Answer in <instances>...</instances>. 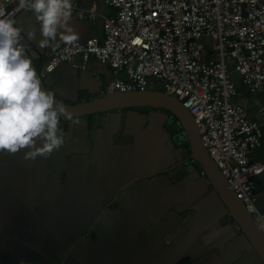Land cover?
<instances>
[{"label": "crops", "instance_id": "1", "mask_svg": "<svg viewBox=\"0 0 264 264\" xmlns=\"http://www.w3.org/2000/svg\"><path fill=\"white\" fill-rule=\"evenodd\" d=\"M79 2L99 15L91 21L72 17L79 41L101 40L103 17L113 10L103 0ZM14 19L25 29L28 53L58 100L87 102L120 77L93 59L85 70L61 64L46 72L45 62L63 44L39 47L42 36L30 11ZM29 27L37 30L32 40ZM232 79L233 102L262 128L253 157L264 163V94L250 93L235 74ZM73 121L60 119L65 144L46 160H23L27 149L0 152V264L59 262L75 245L83 264H261L225 221L224 206L195 164L182 160V150L167 160L153 155L159 115L127 109ZM176 138L181 143V132ZM254 194L264 211V174L256 178Z\"/></svg>", "mask_w": 264, "mask_h": 264}, {"label": "built area", "instance_id": "2", "mask_svg": "<svg viewBox=\"0 0 264 264\" xmlns=\"http://www.w3.org/2000/svg\"><path fill=\"white\" fill-rule=\"evenodd\" d=\"M72 2V17L91 21L99 16L79 0ZM103 2L113 14L103 17L102 39L63 44L49 56L45 71L60 64L85 70L93 59L120 75L107 85V93L143 92L153 86L179 100L221 176L264 234V211L254 194L264 163L253 157L262 128L233 102L232 79L235 74L250 93L264 94V0ZM0 11L14 19L26 10L18 9V0H0ZM202 38H210L211 45L200 42Z\"/></svg>", "mask_w": 264, "mask_h": 264}, {"label": "clouds", "instance_id": "3", "mask_svg": "<svg viewBox=\"0 0 264 264\" xmlns=\"http://www.w3.org/2000/svg\"><path fill=\"white\" fill-rule=\"evenodd\" d=\"M18 9L30 10L39 23V47L53 43L71 47L79 41V33L69 23L72 0H18ZM23 31L15 19L0 11V152L14 155L27 149L22 159L35 162L38 157L48 159L65 144L60 119L73 121V116L56 101L53 92L42 90L40 77L21 43ZM36 31L28 28L29 40L35 38Z\"/></svg>", "mask_w": 264, "mask_h": 264}, {"label": "water", "instance_id": "4", "mask_svg": "<svg viewBox=\"0 0 264 264\" xmlns=\"http://www.w3.org/2000/svg\"><path fill=\"white\" fill-rule=\"evenodd\" d=\"M26 54L31 59L30 54L28 52ZM31 61L37 75L40 77L42 90L50 91L32 59ZM72 70L77 72L75 69ZM55 99L58 103L63 104L66 111L70 112L73 118L98 116L100 114L108 115L135 108H149L167 112L170 120L174 123L173 126L181 131V143L185 144L187 150V159L184 162L191 161L196 164L200 175L208 184V188L216 194L220 203L224 206L227 214L225 221L230 223L235 234L243 237L250 247V252L257 256L261 264H264V234L257 228L251 216L245 211L242 203L236 198L225 179L221 176L213 160L201 144L192 116L179 100L163 93V91L106 92L79 104H67L56 97Z\"/></svg>", "mask_w": 264, "mask_h": 264}, {"label": "flooded vegetation", "instance_id": "5", "mask_svg": "<svg viewBox=\"0 0 264 264\" xmlns=\"http://www.w3.org/2000/svg\"><path fill=\"white\" fill-rule=\"evenodd\" d=\"M131 111L139 113V112H146L147 114H157L160 116L161 119V125L159 127V130L157 128V137H153V139H156V143L153 145H157L158 143V149L156 152H153L154 156L160 157L161 159H168L172 158V156H177L178 155V150L182 153V156L184 155L183 161L187 159V150L186 147L184 148L182 145L183 143H180L177 141L176 137L180 136V130L176 129L170 120V117L167 112L161 111V110H149V109H141V108H135L131 109ZM170 121L171 125L169 126L166 124L167 121ZM159 126V125H157ZM161 128V129H160ZM176 138V139H175ZM173 144V145H172ZM191 163V161H189ZM180 162L176 163V166L174 168L179 167L178 165ZM174 170V169H173ZM175 171V170H174ZM227 217H225L226 219ZM82 253H78L77 246L75 245L74 249L71 251L68 249L66 253L62 256L61 260L59 262L52 261L51 264H83L82 261L80 260Z\"/></svg>", "mask_w": 264, "mask_h": 264}, {"label": "rangeland", "instance_id": "6", "mask_svg": "<svg viewBox=\"0 0 264 264\" xmlns=\"http://www.w3.org/2000/svg\"><path fill=\"white\" fill-rule=\"evenodd\" d=\"M200 42H202L203 44H205L207 47H209L211 45V39L210 38H202L200 40Z\"/></svg>", "mask_w": 264, "mask_h": 264}, {"label": "trees", "instance_id": "7", "mask_svg": "<svg viewBox=\"0 0 264 264\" xmlns=\"http://www.w3.org/2000/svg\"><path fill=\"white\" fill-rule=\"evenodd\" d=\"M141 109H145V110H146V109H149V108H141ZM182 146H183L184 148L186 147L185 144H183ZM195 166H196V164H195ZM196 167H197V166H196Z\"/></svg>", "mask_w": 264, "mask_h": 264}]
</instances>
